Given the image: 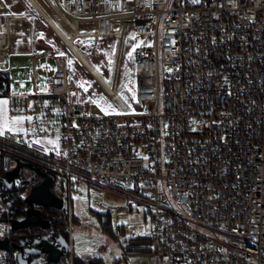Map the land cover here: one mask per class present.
Returning a JSON list of instances; mask_svg holds the SVG:
<instances>
[{
	"label": "built area",
	"instance_id": "2783aa9c",
	"mask_svg": "<svg viewBox=\"0 0 264 264\" xmlns=\"http://www.w3.org/2000/svg\"><path fill=\"white\" fill-rule=\"evenodd\" d=\"M50 4L68 24L93 22L95 36L122 38L133 25L151 41L136 54L134 102L148 104L146 113H93L90 95L59 58L43 65L50 74L34 94L47 100H35L44 125L35 136L0 135L3 173L23 160L54 176L69 221V251L57 264H76L72 197L82 180L122 196L129 212L148 221L150 254L162 264H264V0ZM11 21L0 13V51L9 46ZM8 88L0 72V97ZM53 101L60 105L54 118ZM21 176L10 190L39 177L17 193L24 199L42 177L27 166ZM1 225L0 238L10 240V225ZM128 242L125 236L120 245ZM0 258L9 264L11 251Z\"/></svg>",
	"mask_w": 264,
	"mask_h": 264
},
{
	"label": "rangeland",
	"instance_id": "374dc122",
	"mask_svg": "<svg viewBox=\"0 0 264 264\" xmlns=\"http://www.w3.org/2000/svg\"><path fill=\"white\" fill-rule=\"evenodd\" d=\"M52 17L56 19L61 28L70 31L63 19L59 18L55 13L52 14ZM69 22L74 30H80L79 23L81 21L70 20ZM94 29V23L91 22L90 27L84 31L91 32ZM126 30L125 36L122 38L115 36L116 43L109 44L111 47L105 48L102 45H97L91 54H84L105 83L100 80L104 84H108L114 88L115 95H109L94 74H91L79 59H70L69 61L68 70L70 74L79 85H85L82 88L93 98L92 112L95 114L117 113L130 115L135 113L134 111L136 110H141L142 113L147 112L148 104L134 102L132 96L137 74L136 54L149 46L151 41L150 38L139 39L136 37L133 25H128ZM4 55L5 53L0 52V68L2 69L0 72L7 74L8 61ZM9 78L10 84L7 90L9 94L0 97V101H7V104L3 105L7 109L5 113L7 123H5L6 126L0 123V128L2 131L14 130L13 132L19 135L35 136L36 130L40 126H43L46 121L37 108L34 99L21 94L22 92L29 91V88L24 84V80L20 79L17 85L12 77ZM38 89H42V80L39 81ZM51 104L52 107H50L49 114L54 118V116L56 117L60 113V105L57 101H53ZM16 120L22 122L18 124L13 123ZM10 123L16 124L20 129L15 131V129L10 127ZM38 180L39 177H33L31 180L23 182L19 190H13L9 193L3 191L0 183V210L3 212L0 214V217L11 216L10 205L18 197L17 193H23L28 185ZM72 200L74 213L79 219L77 222L73 217L72 228L73 248L77 255L83 253H88L92 256L99 255L105 261L104 264H112L115 262V259L120 261V264H138L137 258L131 257L128 254L125 255L124 247L120 245V240L125 238V236L127 238L140 235L148 237L151 231L148 221L140 214L119 209V206L126 205L125 198L90 181L82 180ZM110 208L115 213L110 224L112 225V229L117 231L118 235L115 232L108 233L102 229V222L99 216L108 217L106 211ZM68 224L69 221H67L64 231ZM4 227L5 225L0 224V229ZM3 261L0 258V264ZM153 262L162 264V261L157 258Z\"/></svg>",
	"mask_w": 264,
	"mask_h": 264
},
{
	"label": "crops",
	"instance_id": "0c3cea01",
	"mask_svg": "<svg viewBox=\"0 0 264 264\" xmlns=\"http://www.w3.org/2000/svg\"><path fill=\"white\" fill-rule=\"evenodd\" d=\"M52 1L53 0H0V13L10 14L12 19L9 29V33L11 34L9 46L5 51H0L3 54L5 53L4 57H7V76L12 77L17 85L20 79L24 80V84L29 88V91L22 92L21 94L32 97L34 102L35 100H39L42 104H45L47 100H40L37 97L34 98V94L35 91H42L38 89L39 81L50 74L43 70L44 64L49 62L54 64V60L60 58L66 61L68 67L70 59H79L90 73V69L93 68L96 74H98L95 67L86 59L84 54H91L92 51L96 49L97 45H102L106 48L111 47L109 44L116 43L115 36L98 37L93 34L94 30H91V32L84 31L86 28L90 27V23L87 22L81 21L79 23L80 30L76 31L71 26L70 22L68 24L61 18L68 25L70 31L61 28L56 19L52 17L54 13L58 16L52 4H50ZM75 32H78L79 35L76 36ZM138 38L143 39V37ZM39 60L41 61L40 63ZM0 70L2 69L0 68ZM94 76L96 77L95 74ZM98 77L104 82L100 74H98ZM96 79L98 80L97 77ZM77 84L79 85V83ZM134 94L135 89L132 96L133 99ZM90 97L93 101L91 95ZM0 109H2V111H0V123L6 126L5 113L7 109L4 106H0ZM9 125L15 129V131L20 129L16 124L10 123ZM119 209L123 211L128 210L126 205L119 206ZM106 214L111 221L115 213L110 208L106 211ZM74 219L77 220V222L79 221L75 213ZM127 254L137 258L139 261L138 264H156L153 260H155V258L159 260L157 256H152L150 251ZM92 257L96 258L100 264L105 263L99 255L92 256L88 253L77 255V258L80 260ZM113 257L115 258V256ZM114 261L120 264V261L116 259Z\"/></svg>",
	"mask_w": 264,
	"mask_h": 264
},
{
	"label": "water",
	"instance_id": "95a60500",
	"mask_svg": "<svg viewBox=\"0 0 264 264\" xmlns=\"http://www.w3.org/2000/svg\"><path fill=\"white\" fill-rule=\"evenodd\" d=\"M10 158L9 155L5 158L6 166H8ZM17 163L16 168L3 174L0 173V182L5 185L7 190L12 189L14 179L23 178L21 176L23 166H27L42 179L29 190V194L24 198L26 203L24 216L10 218L9 220L0 218V223H8L11 231L17 234L15 239L0 238V251L10 252L14 250L16 264H38L39 260L42 259L47 264H57L61 259L66 258L69 245L66 238L59 235L57 237L59 244L54 246L51 239L53 235L46 233L52 229L51 221L42 217L41 209L42 207L63 209L62 199L52 190L54 176L23 160ZM31 227H40L45 233L33 238L26 233H22L25 229ZM42 255H45V257Z\"/></svg>",
	"mask_w": 264,
	"mask_h": 264
},
{
	"label": "trees",
	"instance_id": "16d2710c",
	"mask_svg": "<svg viewBox=\"0 0 264 264\" xmlns=\"http://www.w3.org/2000/svg\"><path fill=\"white\" fill-rule=\"evenodd\" d=\"M0 173L2 174L3 171L0 169ZM12 190L6 191L7 193L11 192ZM11 206V211H12V216L17 217L21 214H24L25 212V207L26 203L24 199H21L20 197H17L13 203L10 205ZM42 211H48L49 213H54L56 215H59V219H56L57 221L59 220L60 224L57 226H54L52 230L54 231L55 234L62 235L63 237L67 238V235L64 233V228L67 225L68 219L66 218V215L63 213V210H57V209H50V208H41ZM101 222H102V229L108 233H114L112 230V225L110 224V220L108 217H100ZM16 238L17 235L13 233L12 238ZM150 238L145 237V236H136L129 238V242L124 247V252L125 254L127 253H140V252H149L150 251V246H149ZM12 254V253H11ZM76 264H83L84 262H90L91 264H100L96 258H89V259H84L80 260L78 258L75 259ZM9 264H16L15 256L14 254L11 255V261Z\"/></svg>",
	"mask_w": 264,
	"mask_h": 264
},
{
	"label": "flooded vegetation",
	"instance_id": "af4514ba",
	"mask_svg": "<svg viewBox=\"0 0 264 264\" xmlns=\"http://www.w3.org/2000/svg\"><path fill=\"white\" fill-rule=\"evenodd\" d=\"M63 213H64V210H63ZM24 214H25V212H24ZM24 214H21V215H19V216H17V217H22V216H24ZM42 217L44 218V219H48V220H50L51 221V228H53L54 226H57L58 224H60L59 222V215H56L55 213H54V211H53V213L51 212V213H49L48 211H42ZM0 218H2V219H5V220H9L10 218H16V217H14V216H5V217H0ZM56 219H59L58 221L56 220ZM2 224V223H1ZM3 224H8V223H3ZM13 233H15V232H12L11 233V235H13ZM22 233H26V234H28L30 237H38L39 235H41L42 233H45L42 229H40V227L39 228H37V227H31V228H29V229H25ZM46 233H50V234H52L53 235V237L51 238L52 240H53V238H54V236L56 235L55 233H54V231L51 229V231H49V232H46ZM65 233V232H64ZM16 234V233H15ZM66 234V233H65ZM17 235V234H16ZM58 235V234H57ZM67 235V234H66ZM14 238V237H13ZM12 238V239H13ZM15 239V238H14ZM66 240L68 241V236H67V238H66ZM11 253L12 254H14V256H15V252H14V250H12L11 251Z\"/></svg>",
	"mask_w": 264,
	"mask_h": 264
},
{
	"label": "snow or ice",
	"instance_id": "6c2138e0",
	"mask_svg": "<svg viewBox=\"0 0 264 264\" xmlns=\"http://www.w3.org/2000/svg\"><path fill=\"white\" fill-rule=\"evenodd\" d=\"M129 55H131V54H129ZM85 85H81V87H84ZM7 104V101H0V106H3V105H6ZM0 111H2V109H0ZM22 121H20V120H16V121H13V123H21ZM3 134V131L2 130H0V135H2Z\"/></svg>",
	"mask_w": 264,
	"mask_h": 264
},
{
	"label": "bare ground",
	"instance_id": "6f19581e",
	"mask_svg": "<svg viewBox=\"0 0 264 264\" xmlns=\"http://www.w3.org/2000/svg\"><path fill=\"white\" fill-rule=\"evenodd\" d=\"M90 70H91V74L93 73V74H95L96 76H98V74H96V72L94 71L93 68H91ZM94 72H95V73H94ZM104 83H105V82H104Z\"/></svg>",
	"mask_w": 264,
	"mask_h": 264
}]
</instances>
